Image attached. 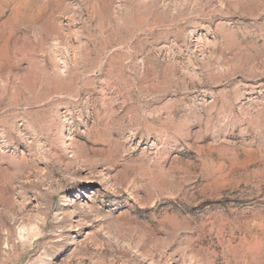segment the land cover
Wrapping results in <instances>:
<instances>
[{
    "label": "rangeland",
    "instance_id": "374dc122",
    "mask_svg": "<svg viewBox=\"0 0 264 264\" xmlns=\"http://www.w3.org/2000/svg\"><path fill=\"white\" fill-rule=\"evenodd\" d=\"M0 264H264V0H0Z\"/></svg>",
    "mask_w": 264,
    "mask_h": 264
}]
</instances>
